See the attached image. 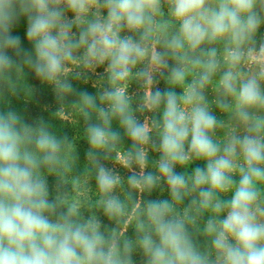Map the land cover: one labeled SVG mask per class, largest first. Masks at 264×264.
Returning <instances> with one entry per match:
<instances>
[{
  "label": "clouds",
  "instance_id": "clouds-1",
  "mask_svg": "<svg viewBox=\"0 0 264 264\" xmlns=\"http://www.w3.org/2000/svg\"><path fill=\"white\" fill-rule=\"evenodd\" d=\"M165 4L171 20L163 19ZM262 25L264 0H0V77L27 65L57 98L79 96L96 207L115 220L131 203L136 221L133 239L85 216L62 190L67 138L43 121L0 111V264H138L136 255L139 264H264ZM101 67L110 86L77 93L69 74L78 81L86 73L73 69ZM157 74L168 87H149L138 109L163 105L149 127L121 85L135 76L152 86ZM217 76L213 103L235 121L221 140L215 136L225 122L205 94ZM114 118L132 141L117 159L142 170L128 176L129 188L150 194L163 181L169 198L137 202L131 191L124 200L114 194L121 178L98 154L107 159L121 140ZM151 128L160 129L152 145L160 153L156 173L143 171ZM196 160L204 166L176 171ZM45 171L60 176L55 190Z\"/></svg>",
  "mask_w": 264,
  "mask_h": 264
},
{
  "label": "trees",
  "instance_id": "trees-1",
  "mask_svg": "<svg viewBox=\"0 0 264 264\" xmlns=\"http://www.w3.org/2000/svg\"><path fill=\"white\" fill-rule=\"evenodd\" d=\"M260 33L264 34V25H262ZM127 34L129 33L125 32V35ZM159 47L160 46L157 45V48ZM73 71L75 72L78 70L74 68ZM68 79L72 81L74 87H76L80 81L73 79L71 73ZM84 79H86V87L84 90H88L89 92L93 89L97 91L102 87H109L107 85L109 83L108 77L104 69H100V74L98 75L89 73ZM191 79L192 77L189 76L186 82L191 81ZM156 81V84L158 87L160 86L161 89L168 87L162 77L158 76ZM136 85L134 82L133 85L130 86V91L128 92L134 115L140 122L148 123L149 127H151V120L160 117L163 111V105L156 110H138L144 103V96L136 92ZM175 91L177 93L183 92L182 88L179 86L175 88ZM1 93L0 111L9 109L16 111L29 124L43 121L57 137L67 138L68 145L62 153V156L67 159L70 168L67 171L63 169L60 171L63 179L66 181L62 186V190L67 194L68 200L70 202L79 201L81 204V211L85 216L95 214L102 221L104 227L108 229L115 228L118 232L123 233L124 237L134 239L136 221L131 218L133 207L131 203L128 205V215L115 220H109L104 215L102 209L96 207V202L99 200L100 196L95 180V167L87 157L90 145L88 144L85 133L86 123L75 100L77 96L72 94V96L67 95L63 99H59L50 85L35 76H31L29 79L16 76L2 85ZM92 120L96 122L95 113H93ZM111 127L114 131L120 133L121 140L116 148L108 153L107 159H104V153L102 151L98 153L100 162L107 168L112 169L121 178V186L115 189L114 194L124 200L125 194L131 191L133 193V198L137 202H140L146 199L147 192L141 193L137 190L130 189L127 178L133 171L139 174L142 171L141 168L136 164H133L131 169L125 168L117 159V153H126L131 149L132 141L125 135L124 129L119 125L117 119H113ZM159 133L160 129L151 128L150 135L152 141L144 146L148 155L146 168L143 169V171L156 173V163L160 153L152 145L153 143L158 144ZM204 164V161L196 160L191 162L186 168H181L179 166V170L176 171H187L190 173L196 166H204ZM187 168L190 170H187ZM45 175L48 179L50 188L55 190V185L59 181L60 176L56 173L48 174L46 171ZM152 193L153 192L150 193V198L161 199V197L157 195L153 196ZM135 260L139 264L138 259Z\"/></svg>",
  "mask_w": 264,
  "mask_h": 264
},
{
  "label": "rangeland",
  "instance_id": "rangeland-1",
  "mask_svg": "<svg viewBox=\"0 0 264 264\" xmlns=\"http://www.w3.org/2000/svg\"><path fill=\"white\" fill-rule=\"evenodd\" d=\"M163 11H164V17H163V19L171 20V18L168 16V7H167L166 4L163 6ZM157 19H161V18L160 17H157ZM22 29H23V25H21L20 29H18L17 34L23 35ZM170 30H174V28L171 25H170ZM74 31H75V29H74ZM122 35H125V32L122 33ZM155 46L157 47V45H155ZM25 47L26 48H30V46L27 45V44L25 45ZM216 47L218 49H220V51L222 53L223 45L222 44H219V45H216ZM147 63H148V60L146 59L144 61V64H147ZM144 64L137 65V67L133 69V73H135L141 67H143ZM105 67H106V65H105ZM75 69L78 70V71H83V72L87 73L86 76H88L89 73H91L93 75L100 74V69H104V67H101V68H98V69H95V70H87V69H81V68H75ZM16 76H19V78L20 77H23V78H26V79H29L31 76H35L36 77L35 73L27 65L22 66V69L21 70H17V69L10 70L8 73L5 74V76L0 77V100H1V95H2V93H1L2 85L4 83L9 82L11 79L15 78ZM158 76L159 75L157 74L156 75V78ZM218 79H219L218 76L217 77H214L213 83L210 84L207 87L205 94L207 96L208 102L210 104V107H211V110L213 111V113L219 119H222L225 122L226 127L223 128V129H218L217 132H216V136H215V138L217 140H221V139H223V137H224V135H225V133L227 131V127L235 125V121L230 118L229 114L222 112L213 103V101L217 97V92L215 91V84H216V81ZM134 82H135V85L137 84L136 85V89H135L136 92H138L139 94H141L143 96H145V93H146V91L148 90L149 87H151L153 90H154L155 87H158L157 84H154L152 86H146L144 84V81L143 80L137 79V78H135V76H133L132 78H129V80H127L126 82H123L122 85H121V86H125L126 87L127 94H129L128 92L130 91V86L133 85ZM107 85L110 86L109 83ZM85 87H86V79H81L75 88H76L77 93H78L80 91H83ZM159 88H160V86H159ZM103 89H104V87L98 89L97 91L93 89V90H91V93L97 94L99 91H101ZM182 91H183V88H182ZM75 95L77 96L75 98V100L77 102V107L80 108L79 96L77 94H75ZM70 96H72V95H70ZM71 100H72V98H71ZM98 103H99V101H98ZM176 170H179V166L176 167ZM187 170H190V169L187 168ZM152 194H153V196L154 195H157L158 197H161V199L169 198L167 185L164 184L163 181H162L160 188H158L157 190H154ZM150 196L151 195L147 192L146 193V199H149ZM187 203H188V201L186 199L185 202H184V205H186ZM184 205H181L180 207H183ZM134 258L135 259H138V261L140 260V257L138 255L134 256Z\"/></svg>",
  "mask_w": 264,
  "mask_h": 264
}]
</instances>
